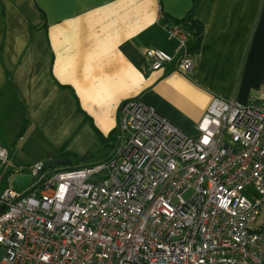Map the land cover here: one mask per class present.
Wrapping results in <instances>:
<instances>
[{
  "label": "built area",
  "instance_id": "built-area-1",
  "mask_svg": "<svg viewBox=\"0 0 264 264\" xmlns=\"http://www.w3.org/2000/svg\"><path fill=\"white\" fill-rule=\"evenodd\" d=\"M163 26L175 53L147 49L149 69L191 74L187 31ZM196 129L135 99L105 162L20 167L15 176L34 181L0 195V264H264V94L251 105L215 99Z\"/></svg>",
  "mask_w": 264,
  "mask_h": 264
},
{
  "label": "crops",
  "instance_id": "crops-1",
  "mask_svg": "<svg viewBox=\"0 0 264 264\" xmlns=\"http://www.w3.org/2000/svg\"><path fill=\"white\" fill-rule=\"evenodd\" d=\"M193 1L0 0V149L9 158L0 161L1 193L15 177L6 169L17 165L63 154L71 160L64 168L105 162L126 102L144 101L189 135L217 98L259 103L264 0H202L193 72L149 69L147 49L175 53L165 15L182 21ZM105 146L111 151L97 161Z\"/></svg>",
  "mask_w": 264,
  "mask_h": 264
},
{
  "label": "trees",
  "instance_id": "trees-1",
  "mask_svg": "<svg viewBox=\"0 0 264 264\" xmlns=\"http://www.w3.org/2000/svg\"><path fill=\"white\" fill-rule=\"evenodd\" d=\"M201 1L202 0H194L193 1L192 10L189 12V14L182 21L172 20V19H170V17H167L165 15V22L166 23H174V24L181 25L187 31L188 36H189V40H190L189 50H190L191 55L193 57L196 56V54H197V52L201 46L203 36H204V32H205V27H204L203 23L196 18L197 8H198ZM39 11L41 12V14L43 16H45V13L42 12L41 9ZM79 110L81 111L80 107H79ZM68 157H69V155L63 154V156L60 159L71 161L70 159H68ZM89 158H90V155H87V156L81 158V160L84 162V161H87ZM48 164L49 163H47V165ZM20 167H23V166L17 165V166L6 169L5 172H6L7 177H11V176L15 175L16 171ZM64 167H66V166H61L59 168H64ZM47 171H52V169H49ZM5 211H6V208L0 205V215L3 214Z\"/></svg>",
  "mask_w": 264,
  "mask_h": 264
},
{
  "label": "water",
  "instance_id": "water-1",
  "mask_svg": "<svg viewBox=\"0 0 264 264\" xmlns=\"http://www.w3.org/2000/svg\"><path fill=\"white\" fill-rule=\"evenodd\" d=\"M69 161L63 160V159H56L52 160L49 162V164L46 166L44 170H49V169H57L61 166H68ZM44 170L39 173L38 178H40ZM34 181V176L32 174H19L13 177L11 185L12 187L19 193L24 192Z\"/></svg>",
  "mask_w": 264,
  "mask_h": 264
},
{
  "label": "rangeland",
  "instance_id": "rangeland-1",
  "mask_svg": "<svg viewBox=\"0 0 264 264\" xmlns=\"http://www.w3.org/2000/svg\"><path fill=\"white\" fill-rule=\"evenodd\" d=\"M105 149V150H104ZM103 151L104 152H102L101 154H97V155H95L96 156V159H97V161H102V159H103V157L105 156V154H108L110 151H111V148H110V146H105V148H103ZM114 151V150H113ZM112 151V152H113ZM112 154V153H111ZM111 154H109L110 156H111ZM109 156V157H110ZM98 163V162H97ZM101 164V163H100ZM4 185H5V183H4V181L3 180H1L0 179V195H1V189L2 188H4ZM262 222H263V224H264V217H262L261 219H260Z\"/></svg>",
  "mask_w": 264,
  "mask_h": 264
}]
</instances>
